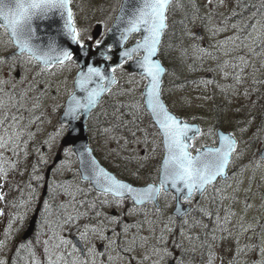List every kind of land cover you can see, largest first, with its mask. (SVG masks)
<instances>
[{"label":"rangeland","instance_id":"obj_1","mask_svg":"<svg viewBox=\"0 0 264 264\" xmlns=\"http://www.w3.org/2000/svg\"><path fill=\"white\" fill-rule=\"evenodd\" d=\"M121 3L122 0H72L74 19L81 32L80 39L83 42L89 40L97 23L103 24L102 35L98 38L102 39L111 27ZM251 4V1L250 4H241V0H174L167 12L168 27L161 45L163 61L167 66L164 84L167 103L183 119L198 121L202 125L204 135L197 136L192 142L193 152L202 145H215L218 138L216 129L219 127L232 132L237 138L238 145L233 154L228 179L218 180L198 199L194 196L191 202L194 209L182 220L173 214L175 199L172 196L167 199L163 195L160 197L159 211L153 204H146L136 206L137 210L129 215L132 203L124 200L118 207L111 196L104 197L99 192L93 194L91 197L96 201L94 204L100 203L101 213L92 216L93 220L84 228L88 246L86 258H81L77 251H73V243L69 241L68 234L79 224V211L82 214L89 211L90 207L86 203L89 193L79 183L81 177L74 150L71 146L63 148L61 144L68 129L61 132V124L67 123L60 121L69 93L74 90L79 67L77 64L66 63L62 69L56 65L41 72L42 65L38 62H26V58L19 55L13 60L10 53L15 47L7 43L8 36L0 28V58L7 59V63H0V81H7L0 84L3 89L0 99L5 104L0 108V120L9 117L0 127V136L7 143L6 147L0 148V161L6 162L9 157L20 152L23 145L28 150L30 143L31 150L35 142L37 166L42 168L41 172L31 178L30 187L25 192L27 197L32 198L26 200L25 205L21 202L11 207L8 226L0 236L3 245L0 247V259L6 261V264L29 262L28 250L17 247L16 240L22 236L27 222L41 202L45 184L43 171L47 170L61 151L63 158L54 166L48 178L49 194L43 201V207L46 208L45 205L48 206L52 199H58L60 206L64 204L65 212L50 231L48 224L40 222L36 242L42 246L47 241L49 251L45 252L44 262H39L43 256H35L30 264H48V257L53 253L65 255L69 264L72 257L68 253L89 261V264L92 259L96 260V264H168L170 259L175 260L174 264L264 262V254L260 251L264 248V158L259 155L264 147V118H260L261 113L264 116V92L260 95L254 93L257 92L255 83L259 84L258 91L262 88L264 90V0L255 1L256 6L262 7L260 12L245 14L244 10ZM251 25H256L258 31L254 32ZM245 27L249 29L248 32H245ZM258 32L259 41L253 44L252 38ZM248 33H251V37ZM236 36H240L248 47H236L229 40V37ZM140 38V33H134L128 44ZM239 43L236 41V44ZM249 48H254L255 54ZM240 57L247 61L246 65ZM131 73L135 72L126 66L123 69L117 68L118 84L112 90L116 92L123 89L125 95L119 97V100L125 103L137 101L142 105L141 92L147 81L136 75L130 84L128 80ZM225 73L228 75L225 76ZM237 75L240 76L239 82L235 79ZM204 81L211 83L205 84ZM128 89L134 91L129 93ZM9 97L12 99L9 100ZM259 98L261 102L256 100ZM115 99L107 94L90 116L88 131L91 145L100 160L118 176L137 184L157 181V167L164 151L162 138L155 126H149L142 107V123L137 122L142 131L137 132V138L142 141L147 132V145L136 143V138L128 131L122 132L126 128L117 127L110 133L104 132V128H111L117 123L111 117V105ZM105 110L110 114L107 117L102 114ZM124 111L127 113L128 109ZM11 116L17 118L16 122L10 119ZM129 119L132 117L126 116L124 122ZM209 129L212 130L211 135L208 134ZM16 132L20 134L19 139L13 135ZM10 135L12 140L8 141ZM69 148L72 149L70 155L66 154ZM145 155L149 157L147 161L142 159ZM129 157L133 159L131 163H126ZM12 163L16 165L15 160ZM140 163L145 166L140 169L137 179L131 173L136 171ZM69 184L82 196L74 207L65 204V188ZM86 184L91 186L88 182ZM56 187L60 188L57 190ZM105 199L110 202L103 203ZM245 203L250 207L245 208ZM200 208L211 215H205L199 211ZM3 209L4 204L0 199V212L3 213ZM113 210L116 215L112 214ZM67 215L73 216V220L64 224ZM225 216H228L227 222ZM4 220V214L0 215V225ZM146 221L153 223L149 225ZM57 222L63 226L56 227ZM138 224L140 227H137ZM125 226L128 227L127 232ZM189 227H195V230ZM93 229L97 231L94 233ZM101 229L104 239L100 238ZM108 232L111 233L108 235ZM61 237L68 243L54 248ZM133 237H136V243L132 245L134 251L125 252V247L129 246ZM139 237H148L147 243L144 244ZM101 242L105 243L102 253L97 249ZM153 247L159 250L156 254L152 252ZM89 249H93L94 253L89 254ZM165 250L169 254L166 255ZM15 252L17 256H13ZM109 256L112 257L111 261ZM52 258L55 259V255Z\"/></svg>","mask_w":264,"mask_h":264},{"label":"snow or ice","instance_id":"obj_2","mask_svg":"<svg viewBox=\"0 0 264 264\" xmlns=\"http://www.w3.org/2000/svg\"><path fill=\"white\" fill-rule=\"evenodd\" d=\"M71 3L72 0H0V28L8 36L7 43L15 47L18 50L19 56L26 58V62H38L42 65L41 72L48 71L56 65H59L62 69L66 63L77 64V67H80L73 59V52L66 47H59L55 38H50L46 48H41L40 45L33 43L37 39L34 21L48 20L55 14L62 21L60 34L71 43L78 45L83 57L87 58L97 55L96 53H92L89 47L80 39L81 32L76 26L74 13L70 7ZM170 3L171 0H136L135 5H133V0H124V3L120 5V14L116 17L114 24L115 30L119 33L117 37L119 47L123 49L124 43L134 33H142L141 38L136 41L133 47L118 52L119 61L115 67H111L110 74H106L104 69L99 66H93V64H87L86 71L81 69L74 84L75 89H78L84 95H77L75 89L70 92L69 101L63 113V117L68 123L61 124V132L67 128L70 133H75L77 129L72 126V121L81 119L82 114L92 115L93 110L101 104L104 94L107 93L109 96L117 98L111 105L113 108L111 117L117 123L113 124L111 128H104V132L110 133L117 127L126 128L131 136L136 138V143L142 142L145 145L149 143L147 132L144 133L142 141L137 138V132L142 131L139 123H137L138 121L142 123L141 107L150 116L153 125L157 127L158 134L162 138L164 149L162 161L157 167L158 182L154 181L142 187L133 186L132 183L117 179L115 175L108 172L104 167H101L98 161L92 157V151L90 149H85V152L88 153L87 159H85V152H79L80 164L84 170L81 178L88 181L102 196H111L118 207L124 200L130 199L133 208L129 209V215L137 210L136 206L146 203L153 204L157 211H159L158 201L163 195L165 199L172 196L177 201L175 210L177 215L187 216L188 213L182 209L180 202L183 201L191 204L196 194L203 196L208 186L213 185L218 178L227 180V168L231 162L232 154L236 150L234 135L217 133L220 142L219 147L202 145L200 148H195V154H193L192 149L194 145L192 142L197 136H202L204 133L196 125L189 124L177 115L172 114L166 105L164 99V77L166 75V69L157 57L161 52L162 37L168 27L167 10ZM233 27L235 28L237 25H233ZM251 27L254 32L258 31L256 25H251ZM108 31L111 32L112 29H108ZM248 35L251 37V33H248ZM88 39L91 40L92 37L89 36ZM229 40L236 47H248L241 40L240 36L229 37ZM236 41H240V43L236 44ZM258 41L259 32L255 38H252V43L256 44ZM102 43V39H97L93 46L99 50ZM249 50L255 54L254 48H249ZM114 55L116 53L113 52L112 46L110 45L98 51V56L103 61H111ZM134 57H138V59H134ZM16 58L17 53H12L11 59L15 60ZM239 59L245 65L247 64V61L243 57ZM129 61H133L135 68L139 71L130 74L128 83H133L136 75H139L141 80L147 81L141 92L142 105L137 101L125 103L118 99L125 95V90L120 89L116 92L112 90L113 86L118 84L116 77L117 68L123 69ZM0 63H7V59L0 58ZM233 67H236V65H233ZM227 75L225 73V76ZM235 79L239 82L240 76L237 75ZM5 83L7 81H0V84ZM204 83L208 84L211 81H204ZM127 91L131 93L134 89H128ZM0 92H3L2 88H0ZM11 99L9 97V100ZM4 106V101L0 99V108ZM125 109H128L127 113L124 111ZM102 114L105 117L109 116L107 110ZM126 116H131L132 119L127 120L125 123ZM7 119L9 117H5V120ZM10 119L16 122L17 118L11 116ZM5 120H0V127L3 126ZM208 134H212L211 129H209ZM13 135L19 139L20 134L18 132ZM11 140L12 136L10 135L8 136V141ZM6 146L7 143L4 137L0 136V148ZM154 151L155 149H153ZM71 153L72 149H66V154L70 155ZM132 159V157L127 158L126 163H131ZM142 159L147 161L149 157L145 155ZM144 166L143 163H140L136 171L131 174L139 179V171ZM0 173L6 174V170L2 166H0ZM65 191L67 192V189ZM216 191H219V189H216ZM68 194L71 195V193ZM3 198L0 195V199ZM74 199L75 197L73 196ZM109 202L108 199L103 201L105 204ZM45 207L47 208V204ZM61 207L65 206L62 205ZM90 207L94 208L95 204H90ZM247 207H250V205L245 203V208ZM199 211L205 215H211V213L203 208H200ZM2 214L0 212V215ZM224 219L227 222L228 216H225ZM72 220L73 216L67 215L63 223L66 224ZM219 220L220 217L217 214V222ZM146 222L149 225L153 223L152 221ZM185 223H187L186 220ZM62 226L63 224L56 223V227ZM137 227H140V225L138 224ZM241 227H243L242 224ZM124 230L127 232L128 227L125 226ZM92 231L95 233L97 229H93ZM223 231H227V229H223ZM53 235L55 236V232ZM85 235L86 233L82 234V239ZM100 238H105L102 229L100 230ZM139 239L144 244L148 241V237H139ZM59 241V243L53 246L54 248H60L62 245L68 243L62 237L59 238ZM47 243L45 241V252L49 251ZM109 243L111 244L113 242L109 241ZM135 243L136 237H133L129 246L125 247L124 251H134L132 245ZM2 246V243H0V247ZM21 247H24V245H21ZM72 248L73 251H79L75 245H72ZM158 251L157 248L153 247V254H156ZM260 251L264 254V248H261ZM93 253L94 250L89 249V254ZM165 254L167 255L169 253L165 250ZM52 255H55V259L52 258ZM52 255L48 257V264H69L65 255H57L55 253ZM68 256L72 257L71 264H89L87 260L73 257L72 253H68ZM144 258L148 259L147 256ZM111 259L112 257L109 256L110 261ZM0 264H6V261L0 259ZM90 264H96V260L92 259ZM260 264H264V262H260Z\"/></svg>","mask_w":264,"mask_h":264},{"label":"water","instance_id":"obj_3","mask_svg":"<svg viewBox=\"0 0 264 264\" xmlns=\"http://www.w3.org/2000/svg\"><path fill=\"white\" fill-rule=\"evenodd\" d=\"M172 1L173 0H171V2ZM122 3H124V0H122ZM135 3H136V0H133V5H135ZM70 7L72 8L71 5H70ZM119 14H120V11H118L116 17ZM116 17H115L111 27L109 28V29H112V31L111 32L108 31L106 33L104 39L102 40L103 43L101 44L100 49H99V50H103L106 46H109V45L112 46L113 52L116 53V55L113 56V59L111 61H103L102 58H100L98 56V51L99 50L96 47L93 48V46H92L93 44H92L91 40L86 41L85 44L89 47V49H90V51L92 53H96L97 55L91 56V57H87V58L83 57L79 46L76 45V44L71 43L67 38H65L63 35L60 34L61 27H62V21L55 14H53V16L50 19H48V20H43V21L36 20V21H34V27L36 28L37 39H35L33 41V43H35L37 45H40L41 48H46L48 43H49L50 38H55V40H56V42H57L59 47H66L70 51H72L73 52V59L80 65L79 70H78V72L76 74V78H77L78 73H79V71L81 69L86 71V65L87 64H93V66H99V67H101L102 69H104L106 71V74H110L111 67H115L116 64L119 61L118 52L122 51L124 49L131 48L136 43V42H134V43H132L130 45H126L125 46L126 42L130 38L129 37L128 40L124 43V48L122 49V48L119 47V44H118V41H117V37H118L119 33L114 28ZM102 31H103V24L102 23H97L95 28H94V30H93V38H95V39L98 38L101 35ZM140 34L142 35V33H140ZM162 39H163V37H162ZM14 52L18 54V50L16 48L14 49V51L12 53H14ZM157 58L160 59L159 54H158ZM134 59H138V57H136ZM161 62H162V60H161ZM162 66L167 71L166 65L163 62H162ZM126 67L130 71H133V72H138L139 71L138 69L135 68L133 61H129L127 63V65H126ZM76 78H75V80H76ZM75 90L77 92V95H79V96H83L84 95L83 93H80L78 89H75ZM68 101H69V97H68V99L66 101V105H65L64 111L66 110ZM166 105L168 106L167 103H166ZM64 111H63V113H64ZM169 111L172 114L177 115L170 108H169ZM63 113H62V115L60 117V121L68 123V121L65 120V118L63 117ZM177 116L180 119L184 120L179 115H177ZM88 118H89V115L82 114L81 119L76 120V121H72V126L76 127V129H77L76 132L75 133H70L69 130H68L67 134L62 139L63 146L71 145L73 150H74V152L76 153V156H77V159H78V163H79V171H80L81 177L83 175L84 170H83V168H82V166L80 164L79 152H85V149H90L92 151V157L95 158L98 161V163L100 164L101 167H104L108 172H110L111 174L115 175L117 177V179H121V180H124L126 182L132 183L129 180L122 179V178L118 177L112 170H110L106 165H104V163H102V161L97 157V155H96V153L94 151V148L90 145V142H89V134H88V131H87V120H88ZM184 121L189 123V124H194L197 127H199L200 129H202L200 123H198V122H191V121H186V120H184ZM217 133L232 134L231 132L225 131L222 128H218L217 129ZM234 138L236 140V145H237V139H236L235 136H234ZM219 143L220 142H219V137H218L217 145H207V146H209V147H219ZM260 155L262 157H264V148L260 151ZM61 158H62V154L58 153L56 155L55 159H54V163H57ZM87 158H88V153L85 152V159H87ZM231 159H232V157H231ZM52 167H53V165L48 167L47 176L50 175V171H51ZM228 169H229V166L227 168V175H229ZM146 185L147 184H143V185L133 184V186H136V187H142V186H146ZM46 189H47V184L44 187V193H46ZM198 196H200V195L198 194ZM158 203H159V206H160V202L159 201H158ZM180 203H181V207H182V209L184 211H186L187 213L190 212V210L192 209V206L190 204H185L183 201H181ZM176 207H177V201H176L175 208L173 210V212L177 215V213L175 211ZM37 217H38V209H37L36 213L34 214V216L32 217V219L30 221L29 227H28V229L26 230V232H25V234L23 236L24 238H28L29 236L32 235V233L34 231V228L36 226ZM177 217L178 218H182L183 216L177 215ZM72 239L74 240V242H75L77 247L83 249L82 242L76 235H72ZM174 262H175L174 260H170L169 264H174Z\"/></svg>","mask_w":264,"mask_h":264},{"label":"trees","instance_id":"obj_4","mask_svg":"<svg viewBox=\"0 0 264 264\" xmlns=\"http://www.w3.org/2000/svg\"><path fill=\"white\" fill-rule=\"evenodd\" d=\"M250 1L253 2V4H251L248 8H246L244 10V13L247 14L248 12H260L262 7L256 6L255 5V1L257 0H241V4H245V3H249ZM246 31H248V28L245 27ZM164 40V38H163ZM163 43V41H162ZM162 45V44H161ZM162 51V48H161ZM160 58L163 60L164 55L161 54L160 52ZM165 63V61H163ZM255 89L257 90V92L255 91L254 93L259 94L264 92L263 88L262 90L258 91L257 86L259 84L255 83ZM260 95V94H259ZM263 96V95H262ZM259 102L262 101V99H256ZM126 110V109H125ZM142 111L143 114L146 115V119H148V124L151 127H154L150 116L148 115V113L143 109L142 107ZM109 113V112H108ZM110 115V114H109ZM260 118H264L263 114H260ZM122 132L126 133L127 130H122ZM30 143L28 144V150L25 149L26 145L22 146V149L20 150V152L15 153L14 155H12L11 157L8 158V160L6 162H1L0 161V166H2L5 170H6V174L5 173H0V195H2L4 198L1 199L2 203L4 204V209H3V214L5 216V220L1 223L0 225V236H2V233H4L6 227L8 226V222L10 220L11 217V207L17 205L19 203V201L21 199L22 203L26 202V200H30L32 197H27L26 196V190L28 189V187H30V180L32 177H34L37 173L42 171V168H38V153L35 149V147L37 146V144H35V142H33V144L31 145V150L29 148ZM12 160H15L16 165L14 163H12ZM27 162V164L25 165V163ZM33 170V171H32ZM45 173L46 171H43V177L42 179L45 178ZM79 183L81 185H83L85 187L86 190H88L89 193V198H86V203L88 205V207H90V204H93L96 201L93 197H91L93 194H97V191L95 189H93L91 186L89 187L86 183V181L82 180L80 178ZM72 184H69L68 186L66 185L67 192H66V202L67 203H71L72 205L75 206V204L78 203V201L80 202V197L81 194L80 192L76 191V189H74L72 186H70ZM62 186V185H59ZM60 187H56V189L58 190ZM62 189H64V187L62 186ZM68 193H71L68 194ZM32 196V195H31ZM73 196L75 197V199L73 200ZM93 201V202H92ZM58 202V203H57ZM64 205V204H61ZM99 205V208L97 207ZM100 211V203H97V205L95 204V207H90L89 211L86 214H82L81 211H79V223H87L91 220H93L92 216H96L97 213H99ZM63 212H65V209L59 204V200L58 199H52V202L49 203V205L47 206V208H42L41 212H40V222H44V224H48L49 227V231L51 230L50 228L53 226V224L56 221H59L60 218L63 215ZM52 216V219H51ZM196 226V225H195ZM195 230V229H193ZM37 236V234H36ZM26 242V241H24ZM48 244V243H47ZM27 250L29 248L32 247L33 249V258H35V256H43L42 258L39 259V262L42 263L45 260V247L46 245L39 244L38 242H34L33 240H31L27 245L24 246ZM41 247V249H40ZM43 247V248H42ZM40 255H37V254ZM13 256H17L16 252L13 254ZM30 259L32 258L31 256L29 257ZM22 264V262H21Z\"/></svg>","mask_w":264,"mask_h":264},{"label":"flooded vegetation","instance_id":"obj_5","mask_svg":"<svg viewBox=\"0 0 264 264\" xmlns=\"http://www.w3.org/2000/svg\"><path fill=\"white\" fill-rule=\"evenodd\" d=\"M94 44V43H93ZM28 223V222H27ZM121 223V222H120ZM83 224H81V226L80 227H78L79 229L77 230L78 232H79V236L82 238V234H84V230H83ZM119 226H122V224H119ZM119 226H118V228L116 229V231L119 229ZM37 229H39V226L37 227ZM21 232V231H20ZM19 232V233H20ZM111 232H108V235L110 234ZM83 241H84V244H85V247H86V250L88 249V246H87V244H86V242H85V238H83L82 239ZM21 242V240L20 239H17V244H19ZM97 245V244H96ZM104 248H105V243H99L98 245H97V249H98V251L99 252H103L104 251ZM87 256V255H86ZM86 256L84 257V258H86Z\"/></svg>","mask_w":264,"mask_h":264}]
</instances>
